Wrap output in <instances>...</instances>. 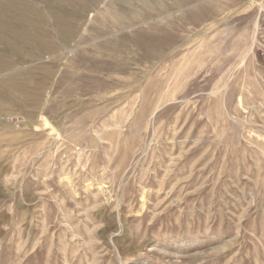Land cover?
<instances>
[{
    "label": "rangeland",
    "instance_id": "1",
    "mask_svg": "<svg viewBox=\"0 0 264 264\" xmlns=\"http://www.w3.org/2000/svg\"><path fill=\"white\" fill-rule=\"evenodd\" d=\"M0 264H264V0H0Z\"/></svg>",
    "mask_w": 264,
    "mask_h": 264
}]
</instances>
